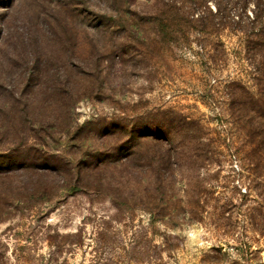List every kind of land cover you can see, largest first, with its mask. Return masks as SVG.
Returning a JSON list of instances; mask_svg holds the SVG:
<instances>
[{"label":"rangeland","instance_id":"1","mask_svg":"<svg viewBox=\"0 0 264 264\" xmlns=\"http://www.w3.org/2000/svg\"><path fill=\"white\" fill-rule=\"evenodd\" d=\"M188 2L0 0V264H264V47Z\"/></svg>","mask_w":264,"mask_h":264},{"label":"trees","instance_id":"2","mask_svg":"<svg viewBox=\"0 0 264 264\" xmlns=\"http://www.w3.org/2000/svg\"><path fill=\"white\" fill-rule=\"evenodd\" d=\"M208 0H189V8L192 12H188V16L193 17V13L198 7L205 6L207 4ZM215 4V9L212 11L210 8L209 13L214 18L220 21L233 19L232 17V11L237 10L239 12L238 14L234 16V18H237V20L240 21V19L243 18V15L246 17L247 20H250L252 23V27L250 29H243L242 33L247 37V47L248 48H254L255 46L264 47V0H213ZM249 5L253 6V12L250 15L247 14L246 9ZM204 17H201V20H203ZM256 23H258V26L255 27ZM220 25V24H218ZM252 101L259 105L261 100H256L255 98L252 99ZM264 112V111H263ZM249 117L251 118V121L254 120H263L264 119V113H261L259 111H256L255 109H250L249 111ZM260 126L258 129L260 130L262 127L264 128V123L259 122ZM134 133H129V137H132L128 143L134 142L135 137H133ZM148 144L157 145V142L155 141H147ZM154 143V144H153ZM133 147L129 148V151H131ZM157 157L158 161L161 162L163 165L168 164L173 160V157L171 155V152L168 150L163 149V147L157 145ZM129 158H135L136 157V151L132 152L129 156ZM82 172V171H81ZM81 172H78L77 174H81Z\"/></svg>","mask_w":264,"mask_h":264}]
</instances>
